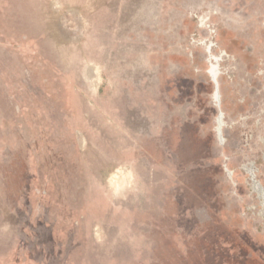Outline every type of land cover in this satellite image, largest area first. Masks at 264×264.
Listing matches in <instances>:
<instances>
[{
    "label": "rangeland",
    "instance_id": "obj_1",
    "mask_svg": "<svg viewBox=\"0 0 264 264\" xmlns=\"http://www.w3.org/2000/svg\"><path fill=\"white\" fill-rule=\"evenodd\" d=\"M253 181L264 0H0V264H264Z\"/></svg>",
    "mask_w": 264,
    "mask_h": 264
},
{
    "label": "flooded vegetation",
    "instance_id": "obj_2",
    "mask_svg": "<svg viewBox=\"0 0 264 264\" xmlns=\"http://www.w3.org/2000/svg\"><path fill=\"white\" fill-rule=\"evenodd\" d=\"M210 73L212 74L213 78H215L216 70H215V66L214 65H211ZM214 94H215V96H217V90L216 89H215V93ZM252 186H253V188L255 190L258 191L259 195L262 196L263 202H264V189H263V187L257 181H253V185Z\"/></svg>",
    "mask_w": 264,
    "mask_h": 264
}]
</instances>
